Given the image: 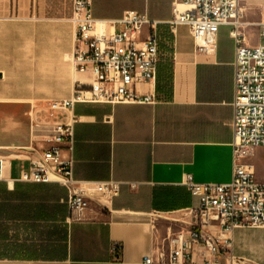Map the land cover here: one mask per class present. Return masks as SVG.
<instances>
[{"label": "crops", "instance_id": "1", "mask_svg": "<svg viewBox=\"0 0 264 264\" xmlns=\"http://www.w3.org/2000/svg\"><path fill=\"white\" fill-rule=\"evenodd\" d=\"M62 1L33 0L23 14L0 17V264H142L146 254L166 261L171 238L195 228L186 213L196 203L186 176L204 184L232 178L230 26H219L214 48L198 53L186 25L171 34L158 24L156 78L134 87L152 101L75 104L71 149L64 143L61 152L73 161V186L113 183L110 193L92 194L85 218L75 220L64 185L25 179L30 160L49 147L53 125L68 116L49 103L70 98L76 80L90 79L75 70L72 0L68 7ZM239 5L246 43L264 44V0ZM172 6L173 0H91V14L109 33L125 11L165 22ZM244 162L264 182V146ZM203 233L219 244L231 237L226 264H264V227L226 233L206 225ZM210 257L201 245L192 247L191 264Z\"/></svg>", "mask_w": 264, "mask_h": 264}, {"label": "built area", "instance_id": "2", "mask_svg": "<svg viewBox=\"0 0 264 264\" xmlns=\"http://www.w3.org/2000/svg\"><path fill=\"white\" fill-rule=\"evenodd\" d=\"M173 17L165 22L150 20L145 13L128 10L111 22L112 32L106 33L91 14V0H72L71 20L75 25L73 64L77 73L89 74L90 79L76 80L70 98L49 103L52 111H64L67 118L56 122L46 139L49 147L30 160L27 181H56L68 189L67 204L70 218H85L91 195L108 194L112 182L73 186V161L63 158V144L71 149L74 123L72 110L76 103L150 102L151 96L138 94L137 84L152 82L160 62L158 24H166L170 33L178 25H186L198 53L211 51L216 44L218 28L229 25L234 42V99L232 102L234 131V162L228 183H197L187 175L184 185L196 203L186 210L195 228L188 235L178 233L171 238L172 249L166 261L154 260L150 254L142 264H191V250L201 245L211 257L199 264H226L224 254L232 247L230 236L219 244L206 225L226 233L236 228L264 227V182L255 180L252 165L244 162L259 146H264V44L249 46L245 41L240 20L239 0H173ZM118 26V28H116ZM264 35V19L259 22ZM148 27L145 37L143 30ZM4 158L0 157V179ZM115 247V246H114ZM228 264H232L230 261Z\"/></svg>", "mask_w": 264, "mask_h": 264}, {"label": "trees", "instance_id": "3", "mask_svg": "<svg viewBox=\"0 0 264 264\" xmlns=\"http://www.w3.org/2000/svg\"><path fill=\"white\" fill-rule=\"evenodd\" d=\"M32 3L33 0H0V17L21 15Z\"/></svg>", "mask_w": 264, "mask_h": 264}, {"label": "rangeland", "instance_id": "4", "mask_svg": "<svg viewBox=\"0 0 264 264\" xmlns=\"http://www.w3.org/2000/svg\"><path fill=\"white\" fill-rule=\"evenodd\" d=\"M62 3H64L63 6H67L68 7L70 5L69 0H63Z\"/></svg>", "mask_w": 264, "mask_h": 264}]
</instances>
